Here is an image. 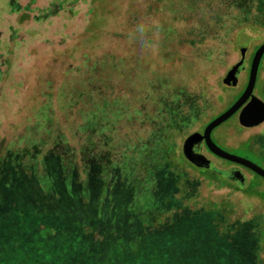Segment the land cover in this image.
I'll list each match as a JSON object with an SVG mask.
<instances>
[{
  "label": "rangeland",
  "instance_id": "1",
  "mask_svg": "<svg viewBox=\"0 0 264 264\" xmlns=\"http://www.w3.org/2000/svg\"><path fill=\"white\" fill-rule=\"evenodd\" d=\"M236 1L0 0V160L5 161L0 176L9 181L29 172L51 193L50 172L60 173L68 186L76 177L82 200L92 191L103 204L112 203L116 194L122 202L128 200L132 218L147 229L143 232L150 243L140 246L142 238L134 234L130 247L119 250L110 264H239L240 233L260 238L258 259L264 264V195L249 198L244 189L219 178L227 187L204 192L206 181L194 180L188 167L171 171L165 158L169 128L181 129L183 154L186 139L227 111L247 87L264 31L237 30L234 47L224 48L229 37L225 26L233 17L225 11ZM239 4L246 18L258 15L254 0ZM168 25L189 33L195 46L183 41L180 47L172 39L171 52L179 51L182 62L160 57L169 44ZM102 33L111 36L106 40ZM245 48L247 70L238 87L229 88L225 76L240 63ZM204 52L207 64L195 59ZM89 75L93 81L88 83ZM77 84L91 93L94 107L86 120L88 130L70 141L47 132L44 123L48 107L60 105L61 98L63 104L65 92ZM156 87L160 91L155 95ZM134 90L138 95L130 100ZM257 94L264 101V58ZM121 119L126 121L122 125ZM213 140L264 169V124L245 129L234 116L214 131ZM213 161L220 170L228 167L226 161ZM252 176H246L248 181L264 189V179ZM201 196L223 201L206 210L205 203L195 202ZM236 216L250 221H236ZM26 229L21 244L6 249L0 264L66 262L71 241L60 240L56 224L32 222ZM96 241L101 244L103 238L96 235Z\"/></svg>",
  "mask_w": 264,
  "mask_h": 264
},
{
  "label": "trees",
  "instance_id": "2",
  "mask_svg": "<svg viewBox=\"0 0 264 264\" xmlns=\"http://www.w3.org/2000/svg\"><path fill=\"white\" fill-rule=\"evenodd\" d=\"M239 1V3H243V0ZM260 2L261 0H254V3L257 4L255 9L258 10V15L255 14L254 17L246 18L242 4H239L238 1L235 2L236 5L232 7V9L225 11L226 15L227 13H232L235 19L231 17L232 21L226 23L225 32H229V37L227 40L223 41L224 48L234 47V33L237 30L248 28L255 31H264V7H261ZM239 16L240 18L238 19ZM164 29L168 30L167 33L170 37L169 44L163 46L164 52L160 57H162L164 61L169 60L174 62L180 60L179 62H182V56L178 53L179 51L171 52V48H173L176 42L177 45L182 47L183 41L188 47H195L192 40L188 38L189 33L184 35V32L178 30L174 25H168L164 27ZM207 29H209V26ZM210 29L213 30L214 27ZM218 29L222 30V27H218ZM137 32L136 30L135 33ZM100 36L107 37V40L111 34L102 33ZM172 39H174L173 44ZM207 39L208 37H206L205 40L202 38L199 42H196V46H202ZM150 43L154 44L155 42L152 40ZM99 45H101V43H99ZM154 45L158 46L159 43H155ZM107 54L110 55V52ZM206 54L205 52L203 54H198L195 59H201L202 64H207L210 60L207 58ZM88 58L93 62L90 57ZM163 64L167 63L164 62ZM92 65H94V62ZM92 68L93 66L90 68L91 71H93ZM117 75L124 78L122 72L117 73ZM78 78L79 76H77V79ZM85 81L88 83L92 82L91 75H89ZM46 82L53 85L52 81ZM143 86L147 89L151 87L149 83ZM81 90V86L77 84L76 88L69 89L65 92L64 96L66 100L63 104L61 98L59 100L60 105L48 107L47 120L44 123L47 132L57 136H67V139L70 141H72L74 137L80 138L84 135L86 129L88 130L86 127V120L92 112L94 102L92 101L91 93L86 92L87 90L84 92ZM159 91V88L156 87L155 95ZM134 93H130V100L137 97L138 94L135 90ZM31 102L34 105L35 98H32ZM34 106H36V104ZM127 115H129V113H127ZM204 120H201V122L204 123ZM125 122V120L121 119V125ZM117 129L118 127L116 130ZM181 137L182 131L180 128L168 129L166 138L168 148L165 152V158L169 169L172 171L175 166L188 167L194 176V180H203L207 182L203 189L204 192L210 191L211 188L217 187L220 189L227 187L225 184L223 185L219 182L215 175L194 168L188 164L178 145V141ZM52 160L58 164L55 158H52ZM4 162L5 161L0 160V169L1 166L5 164ZM55 168H57L56 165ZM50 176L53 181V190L51 193H46L41 188L36 177L29 172H20V175L17 177L15 174L9 181H5V178L0 176L3 178V180L0 178V263H2L3 260L5 261L6 254L3 255V252H5L6 249L12 250L15 244H21L20 239L25 237L26 232H28L26 228L32 222L33 224L34 222L56 224L58 229L55 230L60 231V240L63 241L67 237L71 241L72 250L66 262L63 264H86L92 262V259L95 261V264H110L119 250L130 247V242L136 237L134 234L142 238L140 239V246L148 245V242L150 243L149 239H146V234L143 232L144 230L147 231V229H143L136 218H132L133 213L129 208L130 202L126 199L122 202L120 194H116V197L114 196L112 203H110V199L104 200V204L101 203L99 194H96L97 192L94 194V191L91 192L89 198L82 200L80 198L79 186L75 181V176L71 186H68V181L64 177H61L60 173L50 172ZM243 193L249 198L254 197L260 200L261 195H264V189H262L261 184L251 182L250 185L243 190ZM197 201L205 203L207 205L206 210H210L213 209L212 207H218V205L222 204L223 199L215 201L201 196L198 200H195V202ZM201 206L204 207L203 204H201ZM198 210H200V208L196 211ZM9 218H12L13 221H9ZM236 218V221L245 222L246 220L244 217L239 218L236 216ZM133 220H135V222H133ZM35 232L38 233L39 229ZM96 235L103 238L101 244H98L96 241ZM239 241L238 263L261 264L258 259V254L263 250L262 246L259 245L260 238L250 234L240 233Z\"/></svg>",
  "mask_w": 264,
  "mask_h": 264
},
{
  "label": "water",
  "instance_id": "3",
  "mask_svg": "<svg viewBox=\"0 0 264 264\" xmlns=\"http://www.w3.org/2000/svg\"><path fill=\"white\" fill-rule=\"evenodd\" d=\"M246 52V48L242 50L243 58L240 63L236 64L228 70L224 79V84L227 87H238L241 74L247 70L245 57ZM263 58L264 44L256 51L254 55L250 68L249 81L246 90L241 98L227 111L211 121L206 127L204 134L194 133L189 136L184 142L183 154L185 158L196 167L200 169L211 170L213 172L219 171L218 168L213 165L212 161H210L202 154V145L205 141L209 150L217 157L249 169L256 175L264 179L263 168L247 159L240 158L226 152L225 150L219 148L212 140V134L214 130L229 121L239 112V124L243 128L254 129L264 124V101L254 96L253 94L257 85L259 70ZM226 177L233 183L239 185L241 189L245 187L246 178L240 168H235L227 171Z\"/></svg>",
  "mask_w": 264,
  "mask_h": 264
},
{
  "label": "flooded vegetation",
  "instance_id": "4",
  "mask_svg": "<svg viewBox=\"0 0 264 264\" xmlns=\"http://www.w3.org/2000/svg\"><path fill=\"white\" fill-rule=\"evenodd\" d=\"M249 75H250V73H249ZM245 90H246V88H245ZM245 90L242 92V94L238 97V99L236 100V102L241 98V96L244 94V92H245ZM254 96H256L257 97V85H256V88H255V91H254ZM260 99V98H259ZM262 100V99H261ZM263 101V100H262ZM235 102V103H236ZM234 103V104H235ZM233 104V105H234ZM232 105V106H233ZM231 106V107H232ZM229 109V108H228ZM227 109V110H228ZM239 115H240V112L239 113H237L235 116H238V121H239ZM217 118V117H216ZM208 126V124L200 131V132H195V133H201V134H204L205 133V130H206V127ZM246 129V128H245ZM215 131V130H214ZM213 134H214V132H213ZM213 134H212V140H213ZM192 135V134H191ZM190 135V136H191ZM213 142L219 147V148H221V149H223V150H225L223 147H221L219 144H217V142H215V140H213ZM203 148H202V154L206 157V158H208L210 161H212V163H213V165L214 166H216L215 165V163H214V161H213V159H215V160H218V159H220V160H223V159H221V158H219V157H217L216 155H214L210 150H209V148H208V146H207V144H206V142L204 141V143H203ZM183 156H184V154H183ZM184 158H185V156H184ZM186 159V158H185ZM186 161L188 162V164L189 165H191L192 167H194V168H197V169H200V168H198V167H196L195 165H193L192 163H190L187 159H186ZM223 161H226V160H223ZM227 163H228V167H227V169H225V170H220V169H218L219 171H215V172H213V171H211V170H207V169H200V170H204V171H207V172H209V173H211V174H213V175H215L216 176V178H219V180H224V181H226V182H228L229 184H231V185H233V186H237V188L240 190L241 188L239 187V185H237L236 183H233L231 180H229L227 177H226V172L227 171H230L231 169H235V168H240L241 169V171H242V173L244 174V176H245V178H246V184H245V187L243 188V189H246L249 185H250V183H251V181H252V179H253V176H252V173L254 174V175H256L254 172H252L251 170H249V169H246V168H244V167H242V166H240V165H237V164H233V163H230V162H228V161H226ZM247 175H250L251 177H252V179L250 180V181H248V177H246ZM258 176V175H257ZM259 177V176H258Z\"/></svg>",
  "mask_w": 264,
  "mask_h": 264
}]
</instances>
